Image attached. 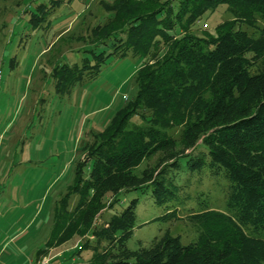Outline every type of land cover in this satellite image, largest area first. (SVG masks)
<instances>
[{
    "label": "trees",
    "instance_id": "1",
    "mask_svg": "<svg viewBox=\"0 0 264 264\" xmlns=\"http://www.w3.org/2000/svg\"><path fill=\"white\" fill-rule=\"evenodd\" d=\"M60 2L42 0L32 21H43ZM220 3L232 18L217 23L213 34L190 31ZM101 6L110 17L91 28L81 63L50 69L57 86L93 76L109 55L154 59L165 49L136 69L134 95L91 133L54 208L44 248L90 231L106 242L88 264H264V27L255 17L264 19V0H112ZM251 58L259 60L257 70L250 69ZM133 116L141 122L130 125ZM173 127L175 136L168 132ZM155 154L152 165L134 172ZM203 174L224 181V206L211 208L197 193L196 208L185 209L184 219L196 229L186 243L164 230L146 246L127 248L135 198L92 229L107 197L116 203L122 189L148 190L163 206L154 220H178V208L191 198L179 177L198 181ZM71 194L77 198L68 208Z\"/></svg>",
    "mask_w": 264,
    "mask_h": 264
},
{
    "label": "rangeland",
    "instance_id": "2",
    "mask_svg": "<svg viewBox=\"0 0 264 264\" xmlns=\"http://www.w3.org/2000/svg\"><path fill=\"white\" fill-rule=\"evenodd\" d=\"M41 1L0 0V126L10 121L3 144L11 147L9 141L13 140L14 147L13 162L0 161L4 177L13 180L11 184L6 179L2 181L0 193L15 189L16 195L19 188L21 195L20 198L12 197L17 207L4 208L5 213L0 217V242H6L1 248L4 252L0 261L9 259L13 264H28L27 257L33 253L32 264H88L93 252L100 251L106 242L98 232L73 234L59 244L44 248L54 208L72 182L73 166L76 160L84 157V145L91 140V133L101 130L114 112L134 95L136 69L144 62L154 63L165 48L158 51L154 59L130 52L124 56L109 55L96 74H84L62 88L63 84L56 85L57 80L50 75V69L61 63H81L86 53L84 49L91 47V43H87L93 37L91 28L110 17L101 2L112 0H61L43 21L34 23L31 13L36 12V5ZM255 17L257 26L264 27V19ZM229 18L232 14L227 5L220 3L206 11L190 31L201 34L205 30L213 34L214 26ZM203 22L207 23L205 29ZM239 26L247 32L254 29L243 23ZM99 49L101 45H97L96 50ZM250 60V69L257 70L259 60ZM140 122L139 117L133 116L129 124ZM177 131L176 127L168 130L174 136ZM11 135L12 139H9ZM19 154L28 155L30 161L19 164ZM157 156L143 159L134 172L152 165ZM179 178L180 183L187 184L184 190L191 198L185 208H178V220H154L163 213V206L152 201L148 190L122 189L116 194V203L112 197H107L92 229L98 231L105 226L113 213L135 198L134 224L125 242L127 248H137L138 242L146 246L152 237L164 230L178 234L182 243L192 240L196 229L184 219L187 208H196L195 195L200 192L207 206L222 209L224 181L206 174L198 176V181L192 176L188 181L182 175ZM28 180L31 185L23 183ZM76 198L75 194L69 196L68 208L73 206ZM25 203L27 206L23 207ZM42 247L44 250L37 253ZM6 254L16 255L15 259Z\"/></svg>",
    "mask_w": 264,
    "mask_h": 264
},
{
    "label": "crops",
    "instance_id": "3",
    "mask_svg": "<svg viewBox=\"0 0 264 264\" xmlns=\"http://www.w3.org/2000/svg\"><path fill=\"white\" fill-rule=\"evenodd\" d=\"M10 101H11V99H9ZM2 118V113H1V110H0V119ZM8 124H10V121L9 122H7V123H4V124H2L1 126H0V161H4V162H9V161H11V162H13V160H14V156L13 155H11L12 154V151L14 150V147L12 146V141L13 140H10L9 141V144H11V147H9V145H7V146H4V144H3V136H4V134L7 132V130H9V129H7V126H8ZM16 135V132L14 133V136ZM9 139H12V135H11V137L9 138ZM15 146V145H14ZM19 156H20V154H19ZM11 158H12V160H11ZM27 161H30V158H28V155H23V154H21V156L19 157V159H18V163L19 164H21V163H26ZM1 163V162H0ZM6 179V177H4V171L2 172V171H0V183L2 182V181H4ZM7 180V182L8 183H10L11 184V182H13V180L12 179H10V178H7L6 179ZM24 180H26V179H24ZM23 183L24 184H27V183H29L30 185H31V183L32 182H30L29 180L28 181H23ZM15 189H11V192L9 191V189L7 190V192H6V194H4V192L1 194V196H0V217H2L3 216V214L5 213V210H3L4 208H9V209H14V208H16L17 207V204L14 202L13 203V201L12 200H14L13 198H14V196H16L17 198H20L21 197V195H20V192H19V188H18V190H17V194L15 195ZM13 197V198H12ZM21 206V205H20ZM27 206V204L25 203L24 205H23V207H26ZM5 241H3V242H0V258H1V253H3L4 251H1V248H3L4 247V245H5ZM19 245H17V247H18ZM19 254V253H18ZM20 255V254H19ZM11 257L12 258V260L13 259H15V256L16 255H12V254H6V257ZM32 256H33V253L32 254H29V256L27 257V262H28V264H32ZM0 264H13L12 262H11V260H9L8 259V261H7V259H3V260H1L0 261Z\"/></svg>",
    "mask_w": 264,
    "mask_h": 264
},
{
    "label": "built area",
    "instance_id": "4",
    "mask_svg": "<svg viewBox=\"0 0 264 264\" xmlns=\"http://www.w3.org/2000/svg\"><path fill=\"white\" fill-rule=\"evenodd\" d=\"M202 26H203V27H206V25H205L204 23H202Z\"/></svg>",
    "mask_w": 264,
    "mask_h": 264
}]
</instances>
